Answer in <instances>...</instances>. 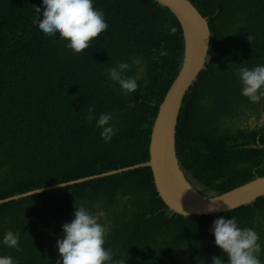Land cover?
Here are the masks:
<instances>
[{"label": "trees", "instance_id": "trees-1", "mask_svg": "<svg viewBox=\"0 0 264 264\" xmlns=\"http://www.w3.org/2000/svg\"><path fill=\"white\" fill-rule=\"evenodd\" d=\"M190 1L208 17L212 41L182 107L178 155L191 181L222 194L264 176V129L248 124L259 105L241 95L238 78L241 67L264 64V0ZM94 6L109 28L75 54L64 40L38 32L42 0H0V200L149 160L151 129L183 61L181 27L154 0ZM133 57L143 67L126 73L139 85L126 95L106 69ZM89 108L97 117L112 113L117 133L109 143L87 119ZM81 205L105 226L104 247L114 262L211 264L215 256L226 262L210 231L220 216H236L264 243V197L219 215L182 216L161 200L150 168H139L0 205V241L20 234L19 250L0 246V257L56 264L62 225Z\"/></svg>", "mask_w": 264, "mask_h": 264}, {"label": "clouds", "instance_id": "clouds-1", "mask_svg": "<svg viewBox=\"0 0 264 264\" xmlns=\"http://www.w3.org/2000/svg\"><path fill=\"white\" fill-rule=\"evenodd\" d=\"M36 11L40 16L38 32L45 39L64 40L65 47L75 54L85 52L91 42L109 28L105 13L95 8L94 0H42V7ZM171 31L174 33L176 29L173 27ZM133 67L141 69L142 59L133 57L131 62L121 61L106 69L108 79L126 95L134 93L139 87L137 76L126 75ZM238 78L242 96L253 104L264 102V64L253 68L241 67ZM87 119L89 122L95 120V127L100 130L104 143H109L116 135L112 113H102L97 117L94 109L89 108ZM213 210L209 208V211ZM210 231L215 245L227 256L226 262L224 256H215L211 264H264L261 259L264 243H261L260 234L255 228L239 226L236 216L216 218ZM62 232L63 238L56 241L59 255L56 264H124V261L114 262L112 250L104 247L105 226L84 205L74 209L73 219L62 225ZM19 245V233L8 232L0 241V246L10 250H19ZM0 264L19 262L0 257Z\"/></svg>", "mask_w": 264, "mask_h": 264}, {"label": "water", "instance_id": "water-1", "mask_svg": "<svg viewBox=\"0 0 264 264\" xmlns=\"http://www.w3.org/2000/svg\"><path fill=\"white\" fill-rule=\"evenodd\" d=\"M178 21L184 39L180 71L161 102L151 129L149 160L130 167L60 183L63 187L89 182L139 168H150L156 191L164 204L182 216H214L236 210L264 197V176L222 194L201 191L181 166L177 129L185 97L209 61L212 30L207 16L190 0H154ZM60 184L1 199L0 205L63 188ZM38 191V192H37ZM209 208L214 209L209 211Z\"/></svg>", "mask_w": 264, "mask_h": 264}, {"label": "flooded vegetation", "instance_id": "flooded-vegetation-1", "mask_svg": "<svg viewBox=\"0 0 264 264\" xmlns=\"http://www.w3.org/2000/svg\"><path fill=\"white\" fill-rule=\"evenodd\" d=\"M258 105L259 106L257 107V111L255 113L253 112V116H251L249 123H248L250 125V128H249L250 130L259 131L260 129H264V102H261V104L259 103ZM249 115L250 114H248V116ZM259 140H260V137L257 136L256 143H258ZM192 182H195V184L201 191H204L207 194L210 193L209 191H207V189L206 190L202 189V187L196 183L197 181L193 180Z\"/></svg>", "mask_w": 264, "mask_h": 264}]
</instances>
